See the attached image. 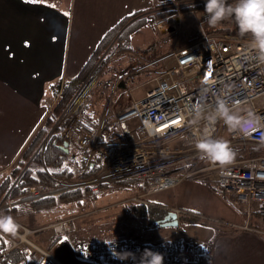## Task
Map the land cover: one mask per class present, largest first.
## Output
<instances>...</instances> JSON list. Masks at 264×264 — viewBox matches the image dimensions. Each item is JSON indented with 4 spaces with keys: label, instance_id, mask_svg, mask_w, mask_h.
Returning <instances> with one entry per match:
<instances>
[{
    "label": "built area",
    "instance_id": "1",
    "mask_svg": "<svg viewBox=\"0 0 264 264\" xmlns=\"http://www.w3.org/2000/svg\"><path fill=\"white\" fill-rule=\"evenodd\" d=\"M171 23L173 33L181 36V27L176 21ZM251 56L250 37L231 30L206 34L186 46L175 47L170 55L172 61L156 77L157 85L141 99L129 98L131 102L116 112L115 121L119 123L140 118L141 125L136 132L144 138H137L135 142L98 143L105 120L94 128L77 113L79 105L87 98L89 85L67 109L59 125L63 127L61 136L72 147L89 152L87 165L96 154H102L99 172L89 180L78 178L63 180L56 186L37 185L19 198L6 196L0 211L13 216L12 210L23 204L56 198L88 187L97 191L101 185L128 181L143 185L142 193L132 202L148 204L149 195L180 182H205L221 185L225 197L242 213L243 223L238 225L241 230L264 237V156L235 158L232 164L221 167L202 159L195 148L199 133L207 126L204 117L212 110L216 99L225 93L230 103L238 102L236 111L240 114L251 109L264 117V63ZM259 99L261 103L257 106L255 101ZM196 103L208 106L199 118L191 111ZM194 119L199 122L193 124ZM213 135L229 141L232 147L241 148L245 153L252 148L264 149V128L245 136L229 131L223 122H218L214 125ZM176 211L178 215L186 213ZM75 220L76 217H68L44 229L52 228L57 234L68 235L74 232ZM20 225L15 236L0 232V264H7L14 250L28 256L47 254L31 239L42 230ZM27 233L30 235L24 239ZM145 249L161 253L164 264H211L213 256V247L209 243H168L165 240L124 244L80 243L75 252L93 261L111 259L139 264Z\"/></svg>",
    "mask_w": 264,
    "mask_h": 264
},
{
    "label": "rangeland",
    "instance_id": "2",
    "mask_svg": "<svg viewBox=\"0 0 264 264\" xmlns=\"http://www.w3.org/2000/svg\"><path fill=\"white\" fill-rule=\"evenodd\" d=\"M147 1L148 0H51L52 4L57 7L59 11L65 14L67 13L66 16L69 23L67 29V44L63 52L64 65L61 71L63 79L64 77H67L66 79L74 77L77 71L85 64L90 54L95 50L103 35L110 31L121 18L137 10L147 12L153 5L159 4V2L156 3L155 0ZM158 1L161 2V0ZM206 16L207 15H204L203 17L205 18ZM204 18L202 21L205 20ZM132 20H130L129 23ZM172 21H176L179 27L182 26V16L179 15L177 17L168 18L164 23L159 25L158 32H153L147 25V20H145L143 28L128 42V47H131V50H124L123 55H120V52L115 53L111 63L108 62L101 66L98 74L91 79L87 87L91 85L92 80L95 78L94 86L99 77H101L100 81L106 80L107 85L105 88L100 87V89L93 90L90 94V104L84 112L86 117L96 120L99 116H102V113L107 110L109 106L107 115L110 112V120L108 121V123H110L113 121L115 109L121 108L119 107L121 105L119 104L120 102L124 104L123 106H126L125 104L129 103L131 98L132 100L141 99L146 96L147 91L157 85L156 77L160 74V70L165 69L167 64L172 61L170 55L173 50H175V47H172L170 51V43H176L175 46L178 47L180 42L185 39L184 36L181 37L173 33ZM38 22L39 20L37 19V23ZM36 30L38 31V27ZM229 30L233 32H235L234 30L238 31L234 21L231 23ZM153 51L155 52L152 54ZM160 57L162 58L158 59ZM100 59L101 57L97 62V66L100 64ZM74 62L76 65H74ZM10 64H12V61ZM133 66L137 67V73L135 72L134 77L128 78L127 76L129 74H126L124 78L117 79L121 72L128 71L125 70L126 67L129 68ZM128 85L133 87H131L133 89L131 96H129L130 92L127 87ZM84 100L87 102L88 98L83 99V101ZM255 103L259 106L261 100H256ZM55 105L56 103L53 101L52 110ZM100 108H102V112ZM52 110L51 112H53ZM48 114L47 116L45 114L41 123L42 126H44L49 116ZM114 122L115 123L106 126L112 125L117 127V131H120V133H123V136H125L123 142H135L137 138H144L136 132L141 125L139 117L131 118L126 122ZM58 124H60V121H58ZM48 137L49 136H47L39 147L42 153L45 150ZM261 150L258 156L264 155V149ZM23 152L19 159H21ZM248 156L253 155L248 154ZM71 157H75L74 159L76 160L75 162L69 160V168L75 169L74 171L77 173L79 171L82 153L74 151V149L71 148ZM29 163L22 167V173L25 168L28 167ZM43 169H45V167ZM77 175L79 174H76L75 177H77ZM68 178L71 177H65L64 179ZM76 180H78V178H76ZM99 189L100 188H98V190ZM139 195L140 192L135 185L129 186L124 183L123 186H118L114 191L103 190L97 198H88L82 206H77L75 203L63 206L61 205L62 203H58L53 208L37 213L34 212L31 207L23 204L21 208L22 211L17 213V217L19 218L17 221L29 227H43L50 221L61 222L68 217H76L74 231L75 224L81 223L85 225L86 228H91L89 230L91 232L94 231V234H105L110 237V239L117 241L115 237H121L128 233L137 235L135 226L132 224L129 225L128 223H134L135 221L136 215L132 212L134 204L132 200ZM161 197L162 200H167L169 198L174 200V203L172 201V206H182L183 208L192 209L203 214L202 221L197 219L181 221L178 227L166 228V231H173L174 239H177V241H189L191 243L212 242L218 245L219 242L223 243L224 238H228L233 234L241 235L245 232L238 227V225L243 223H241V219H235L233 217V215L236 214L235 212L238 213L237 207L232 205L228 201V198L225 197L220 184L211 185L205 182L185 181L169 189L159 191V193L156 192L148 198L155 200ZM1 200L0 205L4 202H1ZM62 207L66 209L63 210L61 209ZM124 210H126L128 214H123ZM77 219L78 222L76 223ZM219 221L223 223H219ZM85 227H81V229ZM142 228V232H145V228L143 226ZM51 230L55 232L54 229L51 228ZM89 230L87 231L89 232ZM50 234L49 230H43L41 233L33 235V237L36 242L42 243L39 239H41L43 235L47 236Z\"/></svg>",
    "mask_w": 264,
    "mask_h": 264
},
{
    "label": "crops",
    "instance_id": "3",
    "mask_svg": "<svg viewBox=\"0 0 264 264\" xmlns=\"http://www.w3.org/2000/svg\"><path fill=\"white\" fill-rule=\"evenodd\" d=\"M155 2L160 3L158 0ZM160 24L162 22L156 25L157 29ZM68 27L66 14L53 6L51 0H43L41 3H27L25 0H0V187L9 177L14 176L13 185L20 178L22 173L17 168L21 167L19 162L21 153L41 128L45 114L46 116L48 112L51 114L53 101H56L55 98L58 97L55 92L57 82L61 78L63 80L61 83L67 80V77L63 79L61 71L64 65L63 52L67 44ZM150 28L153 32H158L153 27ZM11 61L12 64H10ZM74 65H76L75 62ZM132 90L129 89L130 96ZM119 104H121L119 107L124 105L122 102ZM117 110L119 109H115L114 116ZM104 112L96 120L85 116L88 126H99ZM10 190L6 192L1 202L9 196ZM148 197L147 201L163 204L168 210L194 211L182 206H172L174 200L170 198L162 200L161 197L152 200ZM22 207L20 205L16 208L20 212ZM142 209L137 206L132 207V212L136 215L135 221L128 223L135 226L137 235L128 233L115 237L117 241L105 234H94V231L89 230L91 228L77 223L79 218L76 221L77 225L75 224V231L68 235L56 234L51 228L44 229L54 221H50L43 227H29L23 224L32 230H49L50 235H43L39 239L42 243L36 242L33 235L31 236L32 241L39 243L38 245L47 254L36 253L33 256H25L19 250H14L9 257L14 252H20L25 260L18 264H134L116 262L111 259L88 260L78 255L75 247L80 243L100 244L112 241L120 243H136L143 240H165L168 243L177 241L174 239L173 231H166V228L170 227L152 225L147 218H140ZM235 213L233 217L241 219L242 223V213L239 210ZM123 214L128 213L124 210ZM181 216L179 215L180 222L182 221ZM13 217L19 220L15 216V211ZM142 226L145 232H142ZM81 227L85 228L81 229ZM204 243H209L213 247L211 264H264V237L256 234L245 231L241 235L233 234L224 238L223 243L219 242L218 245L212 242Z\"/></svg>",
    "mask_w": 264,
    "mask_h": 264
},
{
    "label": "trees",
    "instance_id": "4",
    "mask_svg": "<svg viewBox=\"0 0 264 264\" xmlns=\"http://www.w3.org/2000/svg\"><path fill=\"white\" fill-rule=\"evenodd\" d=\"M206 0H168L162 1L159 4L153 5V7L144 12L143 10H137L132 12L131 14L120 19L117 24L107 33H105L102 39L99 41L95 50L90 54L89 58L85 62V64L80 68V70L74 75V77L65 80L64 83H61L62 78L56 84V105L53 107V112L49 114L47 117L44 126L40 128L31 142H29L27 148L24 149L22 154L20 164L21 167H18L17 170L20 172L23 171L22 167L24 165H28L25 168L24 172L20 175L18 181L15 182L14 176L7 178V180L0 187V200L4 197L6 192L10 190L9 196L14 198L20 197L25 194L32 186L37 185H46V186H56L61 180L65 177H74L76 174H79L82 179L88 180L93 178L100 170L101 162H102V154H96L93 157V160L89 165H87V155L89 152L87 151H79L82 153V159L79 163V171L76 173L74 170L69 168L68 162H75L76 159L73 157L71 159V144L68 146L69 153H66V149H61V146L65 144L67 140H65L61 136V131L63 129L62 125L58 124V121L63 119L67 109L72 105L74 100L78 97V95L84 91L87 85L90 83L91 79L98 74L101 66L103 64H107L108 62L113 61V56L115 53L120 52V55H123L124 50H131L129 46L130 39L138 33L145 24V20H147V25L149 27L156 28V25L164 22L170 17L182 16V26H181V37L184 36L185 39L180 42V46H186L200 37L215 33V32H223L228 31L230 29V25L233 21H225L218 24L216 27H210L207 23L206 15L204 12ZM229 3H233V0H229ZM194 5V7H193ZM205 19L202 21V19ZM132 20L130 23L129 21ZM146 25V26H147ZM235 34H239L237 30H234ZM177 42V41H176ZM170 51L172 47L175 46L176 43H170ZM162 51V49H161ZM155 51L152 52V54ZM101 57L100 64L97 66V62ZM162 57L158 58L161 59ZM154 61V60H152ZM157 62V61H155ZM109 65V64H108ZM107 65V67H108ZM128 67L125 68L124 71L119 74L120 78H124L126 74H129L127 77H134L135 72L137 71V67ZM137 73V72H136ZM101 76V75H100ZM115 79V80H117ZM101 77L98 78L96 84L91 87L88 93V101L82 105H79L77 113L83 117H85V110L88 108L90 104L89 96L92 91L96 89H100V87L105 88L107 85L106 80L100 81ZM116 82V81H115ZM128 84V83H126ZM129 89L133 87L131 85L127 86ZM132 87V88H131ZM110 120V112L108 113L103 125L100 136L98 138L99 144H107L111 142H123L124 136L123 133L117 131V127L115 126H106L112 123H115V116L113 117V121L108 123ZM53 130V131H52ZM105 133V135H104ZM50 134V135H49ZM104 135V137H103ZM48 137L46 142L45 150L42 153L39 150V147L43 143V141ZM73 149V148H72ZM236 152V158H243L249 155L258 156L261 153V149L252 148L247 153L243 152L241 148L233 147ZM39 150V151H38ZM264 156V155H260ZM45 167V169H43ZM124 183L130 185H135L138 188L140 194L142 193L143 185L137 181H128L121 182L117 184L111 185H101L98 191H93L88 188H84L81 190H76L73 192H69L67 194L61 195L56 198L46 199L43 201L29 203L27 206L31 207L34 212L40 213L49 208L55 207L58 203H62L61 205H69L76 204L77 206H82L84 202L88 198H97L103 190L114 191L120 185H124ZM133 207H141L142 216L140 218H147L149 223L152 225L158 224V219H161L168 213V208L163 206V204L152 203L148 201L147 205L142 203L133 202ZM60 206V205H59ZM18 208V207H17ZM16 207L12 210V214L15 211V216L19 213V210ZM17 209V210H16ZM186 213L181 216L182 221H188L192 219L203 220V214L191 210H184ZM144 216V217H143ZM219 223H223L219 221ZM41 233V232H39ZM145 241V240H143ZM142 242V241H140ZM110 243V242H105ZM100 243V244H105ZM120 243V242H119ZM131 243V242H126ZM139 243V242H136ZM124 244V243H121ZM25 260L24 257L20 254V252H14L7 260L8 264H18L19 262H23ZM118 262V261H116Z\"/></svg>",
    "mask_w": 264,
    "mask_h": 264
},
{
    "label": "clouds",
    "instance_id": "5",
    "mask_svg": "<svg viewBox=\"0 0 264 264\" xmlns=\"http://www.w3.org/2000/svg\"><path fill=\"white\" fill-rule=\"evenodd\" d=\"M204 12L210 27H216L225 21H234L239 34L250 37L251 58L264 63V0H233V3H229V0H206ZM237 104L238 102L230 103L225 93L223 97L216 99L212 110L204 117L207 126L199 133L195 143L202 159L225 167L232 164L236 158V152L229 141L214 137V125L218 122H223L229 131L240 132L245 136L264 128V117L251 109L240 114L236 111ZM207 107L196 103L191 111L199 118ZM198 122V119L193 120V124ZM20 228L21 225L15 217L0 211V232L15 236ZM131 257L135 259L134 254ZM139 264H164V256L151 249H145L139 258Z\"/></svg>",
    "mask_w": 264,
    "mask_h": 264
},
{
    "label": "water",
    "instance_id": "6",
    "mask_svg": "<svg viewBox=\"0 0 264 264\" xmlns=\"http://www.w3.org/2000/svg\"><path fill=\"white\" fill-rule=\"evenodd\" d=\"M94 82L88 87L87 92L90 91L91 87L93 86ZM107 116V110L104 112L103 120H105ZM69 142L66 141L63 146H61V149H66V153H69L68 150ZM158 225L160 227H178L180 223V218L176 210H169L168 213L162 217L161 219H158Z\"/></svg>",
    "mask_w": 264,
    "mask_h": 264
},
{
    "label": "flooded vegetation",
    "instance_id": "7",
    "mask_svg": "<svg viewBox=\"0 0 264 264\" xmlns=\"http://www.w3.org/2000/svg\"><path fill=\"white\" fill-rule=\"evenodd\" d=\"M72 147V146H71ZM73 149H74V151H80V149H78V148H74V147H72ZM71 159H72V157H71ZM76 178H79L80 180H84V179H82L81 178V176L80 175H77V177H71V178H68V179H62L61 181H63V180H73V179H76ZM89 180V179H88ZM81 190V189H80ZM73 192V191H72ZM67 194V193H66ZM41 232V231H40ZM42 248V247H41ZM22 253V252H21ZM23 254V253H22ZM23 255H25V254H23ZM25 256H28V255H25Z\"/></svg>",
    "mask_w": 264,
    "mask_h": 264
},
{
    "label": "snow or ice",
    "instance_id": "8",
    "mask_svg": "<svg viewBox=\"0 0 264 264\" xmlns=\"http://www.w3.org/2000/svg\"><path fill=\"white\" fill-rule=\"evenodd\" d=\"M25 2H27V3H41V2H43V0H25ZM66 15H67V13H66Z\"/></svg>",
    "mask_w": 264,
    "mask_h": 264
},
{
    "label": "bare ground",
    "instance_id": "9",
    "mask_svg": "<svg viewBox=\"0 0 264 264\" xmlns=\"http://www.w3.org/2000/svg\"><path fill=\"white\" fill-rule=\"evenodd\" d=\"M29 235H30V233H27V234H25V236L23 238L25 239V238L29 237Z\"/></svg>",
    "mask_w": 264,
    "mask_h": 264
}]
</instances>
